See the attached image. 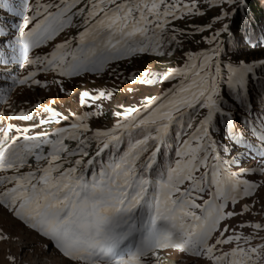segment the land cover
Segmentation results:
<instances>
[{
	"label": "snow or ice",
	"instance_id": "snow-or-ice-1",
	"mask_svg": "<svg viewBox=\"0 0 264 264\" xmlns=\"http://www.w3.org/2000/svg\"><path fill=\"white\" fill-rule=\"evenodd\" d=\"M246 9L247 0H31L23 16L0 0V13L23 16H0V221L47 241L35 264H264V108L249 88L264 58L225 59L242 40L253 45L254 25L234 27ZM177 52V65L125 78L162 91L93 126L105 115L98 102L120 91L121 62ZM86 74L115 79L80 92L81 112L65 115L55 98L9 103L14 87L49 88L42 75L59 96ZM174 128V155L159 166ZM10 239L0 227V242ZM5 261L18 264L10 252Z\"/></svg>",
	"mask_w": 264,
	"mask_h": 264
},
{
	"label": "rangeland",
	"instance_id": "rangeland-1",
	"mask_svg": "<svg viewBox=\"0 0 264 264\" xmlns=\"http://www.w3.org/2000/svg\"><path fill=\"white\" fill-rule=\"evenodd\" d=\"M16 4L20 7L23 16L29 14L27 11V7H30L31 0H15ZM214 15L213 12H209L208 15L203 20H198L197 23H208L210 21V17ZM0 16H5L8 20L14 21L15 23H20L22 21L23 16L21 17H12L7 16L6 13H0ZM74 34V30H73ZM63 38V37H62ZM199 37H197L198 39ZM198 47L195 43H186L185 49L190 50H198ZM240 48V46H236ZM258 48V47H257ZM255 53H251L250 57L248 55L237 56L235 60L245 59H259L264 58V47H260L258 49L253 48ZM44 51H50V49H42L39 50V54H43ZM252 51V52H253ZM258 51V52H257ZM181 53L177 52L175 55L168 57H151V56H143L134 60L133 63L121 62L118 66V71L122 73L120 80L117 82L119 85V93L116 95L115 99L109 103L107 101L98 102L103 103L104 108L103 111L105 115L101 117L98 121L93 123L94 127H109L111 124L117 119L114 115L115 112L120 111L119 105L124 104L125 106H138L142 101L143 96L149 94L157 95L160 91H162L163 87L167 85H140L138 83L133 84L130 81H126L125 78L130 74L135 73L138 76L142 74L145 70H151L153 72H163L168 67L175 66L180 63ZM227 56V55H226ZM227 60L228 58L225 57ZM25 74V69L23 67H17L15 70V75L22 76ZM42 80L46 79L50 85L49 88L40 89L39 94L37 95L31 89L27 88H13V91L10 94L9 103L15 102L18 107H28L24 102L28 101H37L42 100L44 104H48L51 100L55 98V104L52 105L59 111H62L65 115L69 114V112H81L83 109L79 105V94L84 90H92L94 88H110L113 85V81L115 77L108 75H94V74H86L83 78H74L72 80L65 81L66 87L68 89L69 94H60L56 95V89L51 86V76L44 77L43 75L40 77ZM11 85V81L9 80L8 87ZM132 88V92H128L127 89ZM259 108H264V105H261L260 102L256 104ZM4 110H7V105H0ZM13 123H17V121H12ZM175 129V128H174ZM37 131H40L38 129ZM48 131H51L49 128ZM177 131V129H176ZM176 143V142H175ZM175 146H177L175 144ZM174 146V147H175ZM154 147V145H153ZM166 148L168 146L166 145ZM170 148V147H169ZM162 151V150H161ZM174 155V148L170 150L169 155ZM168 155V156H169ZM167 156V160H168ZM158 154V159H159ZM106 158V157H105ZM167 163V162H166ZM159 170V168H157ZM156 169V171H158ZM244 219H260L259 216L256 217H244ZM235 224V221H233ZM0 227L3 228L5 233L10 234L13 239H10L6 242H0V264H6L5 256L10 252L11 254L17 257L18 264H35L37 256L41 260L44 259L43 256H40L42 244L47 243V241H43L40 237L37 236L36 233L30 231L25 226L17 222L15 219L7 216L2 221H0ZM264 235V233H262ZM23 249V251H22ZM35 251V255L33 252ZM55 250L52 249V253ZM52 253H49V258L53 257Z\"/></svg>",
	"mask_w": 264,
	"mask_h": 264
},
{
	"label": "trees",
	"instance_id": "trees-1",
	"mask_svg": "<svg viewBox=\"0 0 264 264\" xmlns=\"http://www.w3.org/2000/svg\"><path fill=\"white\" fill-rule=\"evenodd\" d=\"M244 18L241 20V18ZM251 23L256 28V34L253 36V45H248L246 40H242L238 46H232L230 51L228 52L227 58L231 57L233 59L237 58V56H244L248 55L250 57L251 53H255L253 51V48H260L264 47V35H261V30L264 29V0H247V9L245 11H241L237 18L236 23L234 25L235 28H237L240 32L244 31L245 25ZM246 36H252L251 30H249L248 33L245 34ZM257 37H259L260 46L257 48L254 46L256 43ZM253 51V52H252ZM258 52V51H257ZM257 78L259 82H250L249 88L252 92L253 97V103L256 105L258 102H260V91H264V69H257ZM260 90V91H258ZM175 132L176 129L172 130V135L169 139V144L164 146L159 153V159H158V165L164 166L167 162V156L170 153V150H172L175 146ZM124 147H127V141L125 140ZM170 147V148H169ZM158 170V169H157ZM155 174V172H154Z\"/></svg>",
	"mask_w": 264,
	"mask_h": 264
}]
</instances>
